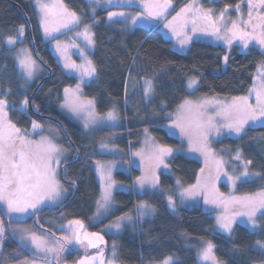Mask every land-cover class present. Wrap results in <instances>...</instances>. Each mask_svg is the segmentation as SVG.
I'll return each mask as SVG.
<instances>
[{
	"label": "trees",
	"instance_id": "obj_1",
	"mask_svg": "<svg viewBox=\"0 0 264 264\" xmlns=\"http://www.w3.org/2000/svg\"><path fill=\"white\" fill-rule=\"evenodd\" d=\"M34 1L0 0V99L8 101L9 120L18 129L29 131L37 123L54 126L60 131L64 145L70 150L69 160L61 166L60 179L70 194L65 209L58 207L55 213L44 210L19 223L36 233L60 238L58 231L45 218H62V223L80 221L83 227L103 237L108 251L111 244L115 245L118 264H163L167 258L174 259L173 264H200L197 252L209 242L214 246L213 255L219 264H264V249L258 245V242L264 244V215L259 218V228L255 231L237 225L232 234L226 235L215 230V215L202 207L180 208L172 212L164 193L133 194L131 190H123L114 196L116 211L95 222L97 204L104 193L95 171L96 161L103 158L97 154V135L104 138L111 133H122L117 143L127 152L128 142L136 138L138 130L147 129L161 144L175 147L180 143L179 138L162 128L168 122L165 115L192 95L209 98L247 95L254 74L260 65H264V52L254 46H242L246 34L238 43L230 45L192 40L185 53L177 52L158 27L128 30L122 22L107 21L108 13L115 8L92 15L86 0H62L70 11L82 16L83 25L92 26L94 31L95 51L91 60L97 78L85 86V95L95 99L99 113L115 109L123 119V127L98 131L94 133V142L90 143L83 139L79 124L61 110L65 89L74 87L77 80L64 72L44 39ZM171 1L173 11H176L189 0ZM244 1L217 0L213 6L222 10ZM21 28L23 43L46 69L45 75L24 90L15 60L6 47L9 38H18ZM189 78L199 81L194 93L185 90ZM143 79L155 81L159 94L151 107H144L138 113L125 106V100H128L125 90L129 81ZM24 102L27 109L21 111ZM137 121L141 124H135ZM133 129L136 131L132 132ZM218 146L223 147L228 158L239 153L255 175L254 179L238 184V194L264 191V126L248 128L238 137H227ZM171 167L183 185L194 184L203 169L199 161L185 156L174 158ZM116 177L130 183L121 172ZM143 202L154 206L153 219L134 223L118 237L108 236L106 231L111 224L133 214L136 206ZM0 212L4 216L1 208ZM7 223L11 225L14 221L7 220ZM83 255V251L71 249L57 262L76 264ZM32 257V253L8 231L0 252V264H15Z\"/></svg>",
	"mask_w": 264,
	"mask_h": 264
},
{
	"label": "rangeland",
	"instance_id": "obj_2",
	"mask_svg": "<svg viewBox=\"0 0 264 264\" xmlns=\"http://www.w3.org/2000/svg\"><path fill=\"white\" fill-rule=\"evenodd\" d=\"M86 1L90 6L92 15L100 10L111 8L115 9L110 12H124L125 16L123 17L115 16L109 19V15H107V21L110 23L122 22L128 30L140 27L147 29L158 27L164 38L171 42L172 48L177 52L185 53L192 40L230 45L238 43L243 34L247 35V39H245L242 46H254L264 52V44L260 43V39L264 38V5H261L259 0H246L236 7L222 10H217L213 6L217 0H189L176 11H173L174 3L170 0V4L163 15L156 17L148 16L144 5L146 3L162 4L164 0H133L132 4H128L127 0H111V3L108 0ZM41 4L47 5L46 11L50 9L47 17H45V12L41 11ZM33 5L40 30L50 49L55 53L56 61L65 73L77 80L76 85L68 88L69 92L63 94L61 103L63 113L79 124L83 131V139L86 141L88 139L90 143L94 142V133L98 131L123 127V119L118 110L114 109L101 114L97 110L95 99L85 95V86L92 84L97 78L96 69L91 60V56L95 51L93 27L83 25L82 16L70 11L62 0H35ZM185 8L190 10L181 13V9ZM178 13H181V15L177 16ZM221 13H223V17H221ZM72 14H75V19H73ZM132 17H136L135 23L132 22ZM45 19L47 21V32L45 31ZM193 20H195V24H193ZM234 23L236 24L235 29H233ZM194 28L195 31H193ZM233 32H236L235 36ZM13 40L15 42L12 44H9L7 40L6 47L15 60L22 82L21 87L24 90L45 75L46 69L34 57L31 49L23 43V33L20 32L18 38ZM22 61L31 62V76L28 75L29 70L24 67ZM91 68H94L95 71L88 74ZM149 81L151 82L150 88L147 83ZM190 82L192 83L191 87H189ZM198 86L199 81L197 79L189 78L185 90L194 93ZM262 90H264V65H260L254 74L249 93L242 96L247 97L248 104L257 109L256 118L249 119L239 133L227 125L236 119L245 118L244 114L236 112L228 115L229 106L233 104L234 100L241 97L209 98L192 95L179 103L173 112L166 114L164 117L168 122L162 128L170 135L179 138L180 143L175 147L171 148L161 144L147 129L138 130L136 138L132 139V142H128L127 152L117 143L122 133H111V135L104 138L97 135V154L103 158L96 161L95 171L104 193L101 194L102 197L97 204L95 222L107 218L116 211L117 205L114 196L118 191L131 190L133 194L164 193L168 207L172 212L180 208L189 209L193 207H202L206 211L213 212L215 215V230L222 234H232L237 225L244 226L250 231L258 229L259 218L264 213V209L257 212L255 217L256 227L253 228L247 216L236 215V213L245 212L247 209L232 201L246 197L258 200L260 194L264 191L253 194L237 193L238 184L254 179L255 175L249 170L250 164L245 163L239 153L228 158L223 153V147L218 146V143L227 137H238L248 128L264 126V116L259 115L257 105V92ZM157 94L159 93L155 81L148 79L131 80L126 85L125 95L128 96V100H125V106H128L132 111L136 109V112H142L144 107H151V103ZM5 101L3 113L6 115L3 121L0 122V126L7 133L8 124H14L9 120V103L7 100ZM165 106H162V108ZM74 108L75 110H73ZM26 109L27 104L24 102L20 110L25 111ZM110 113L112 118L109 116ZM141 117H143V114ZM209 121L211 127H209ZM135 124L140 125L141 121H137ZM177 124L182 125L183 130L181 127H177ZM127 126L126 120L125 127L127 128ZM15 129L18 128L15 126ZM18 130L20 137L31 142L23 148L26 152L29 150L36 152V146L41 141L51 142L60 149L59 163H52L51 165L55 170L59 190L58 194H55L52 198L45 195L41 203L37 204L35 208H28L27 211L22 213H9L6 203L0 201V208L4 212V216L0 212V225L4 229L3 235H0V252L9 231L21 242L24 249L32 253L33 256L15 264H55V261L57 262L62 255L70 252L71 249L88 251V254L78 260L76 264L89 262L88 260L92 258L89 256L98 253L100 255V251L95 252L97 248L94 245L83 242V237L85 234H90L91 230L79 225L77 228L76 220L62 223V218H45V221L58 231L60 238L47 233H36L19 223V221L24 222L38 212L48 209L53 211L61 207L68 198L70 191L60 179V169L62 164L69 160L70 150L64 145L62 134L54 126H43L34 123L29 131ZM12 134L14 137L17 135L15 132ZM125 137L129 139L127 134ZM15 144L17 149L22 147L18 139L15 140ZM162 149H170L171 151L159 156ZM158 156L163 161L162 163L158 161ZM178 156L195 159L202 164L203 169L194 184L183 185L172 169L171 163ZM245 165L247 166V177L242 175L245 171ZM118 172L129 178L130 183H124L118 179L116 177ZM141 180L144 181L143 186H141ZM109 185H111L110 189ZM106 189L110 191L111 196L106 206H102L105 205L103 196ZM188 189H194L195 194L189 195L186 192ZM169 198L173 202L171 206ZM141 205L147 207L142 208ZM154 215V206L146 202L140 203L136 206L133 214L121 217L123 219H117L109 226L106 233L113 238L118 237L124 234L125 229H131L134 223H143L145 220L153 219ZM220 217L233 218L231 232H227L220 227L218 222ZM7 220L14 221V223L9 225ZM117 223L120 224L119 228L115 227ZM32 234L41 237L46 242L45 248H51L53 251L37 250L31 243ZM64 237H70L71 242H65ZM79 237L82 238L81 244L78 243ZM100 237L98 236V238ZM61 245H63V250H60ZM204 248L197 252L199 263L213 264L212 260L205 261L201 259L200 253ZM115 257V245L111 244L105 264H118ZM171 261L172 264L175 263L174 259H171Z\"/></svg>",
	"mask_w": 264,
	"mask_h": 264
},
{
	"label": "snow or ice",
	"instance_id": "obj_3",
	"mask_svg": "<svg viewBox=\"0 0 264 264\" xmlns=\"http://www.w3.org/2000/svg\"><path fill=\"white\" fill-rule=\"evenodd\" d=\"M111 3V0H108ZM261 5H264V0H259ZM128 4H132L133 0H127ZM170 4V0H164L162 4H153L146 3L144 5L146 14L148 16H161L164 11ZM41 11L45 12V17H47L50 9H47V5H40ZM189 8L181 9V13L189 11ZM181 13H178L177 16H180ZM109 19L115 16L123 17L125 16L124 12H110ZM73 19H75V14H72ZM221 17H223V13H221ZM175 19V18H174ZM45 31L47 32V21L45 19ZM132 22H136V17H132ZM193 24H195V20H193ZM66 26V25H64ZM167 26V25H166ZM236 28V24H233V29ZM195 31V28L193 29ZM21 34L23 33V29H20ZM233 35H236V32H233ZM15 41L11 38L8 39V43L12 44ZM91 42V41H90ZM230 42V41H229ZM183 43V42H182ZM260 43L264 44V38L260 39ZM24 67H26L28 71V75L31 76V62H21ZM95 69L91 68L88 74L94 72ZM149 84V88L151 82H147ZM192 86V83H189V87ZM65 92L68 93L69 89H65ZM6 101L0 99V122L3 121L4 116L3 106ZM188 103V102H186ZM257 105L259 110V115L264 116V90L257 92ZM75 110V108L73 109ZM233 112L244 114L243 119H236L234 122L229 123L227 126L229 128H233L237 133H239L243 125L247 123L249 119L256 118V108H252L248 104L247 97L237 98L233 101V104L229 106L228 115H231ZM110 118H112V114H109ZM87 126V125H86ZM177 127H181L182 125L177 124ZM35 127V125H34ZM209 127H211V123L209 121ZM13 132L17 135L13 136ZM19 130L15 129L14 125L8 124V132L6 133L4 128L0 126V201H3L7 205V210L9 213L17 212L22 213L27 211L28 208H35L37 204L41 203L43 197L45 195L52 198L55 194H58L59 185L55 178V170L51 167L52 163H59L58 156L60 153V149L57 148L54 144L48 141H41L39 145L36 146L37 151L32 152L24 151L23 148L28 146L31 142L25 140L23 137L18 135ZM20 140L21 148L17 149L15 144V140ZM170 149H162L159 153V156H162L165 152H170ZM157 157L158 161L162 163L163 161ZM56 157V159H54ZM239 158V157H237ZM243 176L247 177V166L245 165V171L242 173ZM141 186H143L144 181H140ZM111 185H109L110 189ZM186 192L189 195H194V189H188ZM110 191L108 189L105 190V194L103 196V200L105 201V205L110 200ZM170 206L173 204L171 198H169ZM208 202V201H206ZM233 203H239L241 207L247 209L245 212L236 213V215H245L248 217L249 222L252 224L253 228L256 227V214L258 211L264 209V193L260 194L259 199L255 198H242L236 199L232 201ZM142 208L147 207L146 205H141ZM264 215V213H262ZM123 219V218H121ZM232 219L230 217H220L219 224L220 227L223 228L227 232H231L232 228ZM77 225L83 227L80 221H75ZM115 227L119 228L120 224L117 223ZM4 229L2 225H0V235H3ZM23 239V237H22ZM65 242L70 243V237L63 238ZM31 243L35 246L37 250H46L53 251L51 248H45L46 242L35 234L31 235ZM91 243V241H90ZM260 248L264 249V244L258 242ZM213 245L209 242L207 247H205L201 253V259L207 261L212 260L213 264H219L216 261L215 256L213 255ZM63 250V245H61V249ZM83 264V262H82ZM163 264H172L171 258H167Z\"/></svg>",
	"mask_w": 264,
	"mask_h": 264
},
{
	"label": "flooded vegetation",
	"instance_id": "obj_4",
	"mask_svg": "<svg viewBox=\"0 0 264 264\" xmlns=\"http://www.w3.org/2000/svg\"><path fill=\"white\" fill-rule=\"evenodd\" d=\"M68 199H69V197L65 200V202L61 205V207H60V210H62V209H65V207L69 204V201H68ZM47 211H51V212H56L55 210H50V209H48ZM34 216V215H33ZM32 216V217H33ZM31 218V217H30ZM45 220V219H44ZM77 228H78V225H77ZM78 230V229H77ZM108 236H111V235H108ZM100 237V236H99ZM101 239H102V241H103V243H104V247H97V245H96V241H97V239H98V235L96 234V233H93V232H91L90 234H85V236L83 237V242H88V244L89 245H94L96 248H98V249H96V251L95 252H98V250L100 251V255H99V253L97 254V255H94V256H89V257H92L90 260H88L89 262H86V263H90V262H92V261H94L95 259H97V258H99V257H101L102 255H104L105 254V256H106V260H107V256H108V249L107 248H105V241L103 240V238L102 237H100ZM90 241H91V243H90ZM81 242H82V238L81 237H79V240H78V243L79 244H81ZM75 250V249H74ZM76 251H83L84 252V255H83V257H85L86 256V254H88V251H86V250H80V249H76ZM82 257V258H83ZM81 258V259H82ZM55 264H59L58 262H54ZM86 263H83V264H86ZM106 263V262H105ZM104 263V264H105Z\"/></svg>",
	"mask_w": 264,
	"mask_h": 264
},
{
	"label": "water",
	"instance_id": "obj_5",
	"mask_svg": "<svg viewBox=\"0 0 264 264\" xmlns=\"http://www.w3.org/2000/svg\"><path fill=\"white\" fill-rule=\"evenodd\" d=\"M96 245H97L98 247H103V246H104V243H103V241H102L101 238H98V239H97V241H96ZM105 261H106V256H105V254H104V255H102L101 257L95 259L94 261H92V262H90V263H86V264H104Z\"/></svg>",
	"mask_w": 264,
	"mask_h": 264
}]
</instances>
